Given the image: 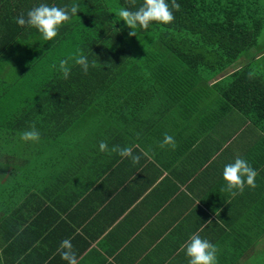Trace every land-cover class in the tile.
Returning <instances> with one entry per match:
<instances>
[{"label":"crops","instance_id":"crops-1","mask_svg":"<svg viewBox=\"0 0 264 264\" xmlns=\"http://www.w3.org/2000/svg\"><path fill=\"white\" fill-rule=\"evenodd\" d=\"M255 1L256 15L264 17ZM22 10L21 0H0V264H67L58 252L64 239L78 264H188L182 246L197 232L217 246V264H247L264 250V163L253 154L256 128L236 111L217 110V118L199 117L189 133H170L165 121L156 123V133L44 130L49 106L42 114L35 87L14 78L21 41L10 49L5 44ZM33 124L40 141H22ZM166 133L175 148L161 147ZM101 141L109 149L133 147L140 162L101 152ZM237 156L258 175L255 188L233 197L221 190L222 172ZM248 237L251 247L235 258Z\"/></svg>","mask_w":264,"mask_h":264},{"label":"trees","instance_id":"trees-1","mask_svg":"<svg viewBox=\"0 0 264 264\" xmlns=\"http://www.w3.org/2000/svg\"><path fill=\"white\" fill-rule=\"evenodd\" d=\"M34 1L21 0V13L41 3L80 6L78 19L62 25L52 41L16 23L15 33L7 34V49L20 40L23 51L18 59L14 54V78L35 87L42 114L49 106L44 130L67 133V127L77 126L82 133H156V123L165 121L172 125L170 133H189L199 117L215 119V111L233 110L260 132L253 154L260 153L264 163V49L251 52L264 20L256 15L258 1L178 0L173 23H152L134 37L115 16L125 0ZM78 50L87 56L89 70L84 74L70 61L65 79L59 61ZM203 97L218 104H205ZM250 241L235 248V258L248 251Z\"/></svg>","mask_w":264,"mask_h":264},{"label":"clouds","instance_id":"clouds-1","mask_svg":"<svg viewBox=\"0 0 264 264\" xmlns=\"http://www.w3.org/2000/svg\"><path fill=\"white\" fill-rule=\"evenodd\" d=\"M125 5L120 6L115 16L116 20L123 21L124 25L130 29L128 33L130 37L137 36V29L141 31L149 29L152 23L161 25L173 23L174 13L180 11L181 7L178 0H142L139 6H137V0H125ZM79 8L78 4L58 7L41 3L39 6L30 9L26 15L21 13L15 18V22L20 27L36 29L45 41H52L57 37L62 25L70 22L72 17L78 19ZM70 61H74L75 65L80 66L84 74H87L90 66L88 58L78 50L75 56H69L59 61V71L65 79L71 73ZM52 67L56 68L57 66L54 63ZM91 67H96V63L93 62ZM249 76L251 77V74ZM40 137L41 134L34 124L20 135L22 141L33 143L39 142ZM165 145H171L172 148L176 147L174 138L167 133L161 147ZM99 148L101 152L116 153L121 157L130 158L133 165L140 162L141 157L133 153V147L114 145L109 149L107 142L101 141ZM144 154L146 155V153ZM257 175V171L246 159L237 156L234 162L225 165L223 169L222 178L225 187L221 190L235 197L242 194L246 186L255 188ZM182 247L188 257V264H217V246L207 239L201 238L199 232L193 233ZM58 252L61 259L66 261L67 264H78L77 254L70 239L61 241Z\"/></svg>","mask_w":264,"mask_h":264},{"label":"rangeland","instance_id":"rangeland-1","mask_svg":"<svg viewBox=\"0 0 264 264\" xmlns=\"http://www.w3.org/2000/svg\"><path fill=\"white\" fill-rule=\"evenodd\" d=\"M260 1H261V5L264 6V0H260ZM262 33L263 34H260L258 36L256 44H255L254 48H252L251 52H255L256 53V52L264 49V28H263ZM251 52L249 51L248 53L250 54ZM262 62H263V66L262 65L261 66L264 67V61L262 60ZM260 64H262V63H260ZM26 81H29V80H23L21 83H24ZM253 258L254 259H252V261H251L252 264H257V263L258 264H262V262L264 261V250H258L256 252V254L253 256Z\"/></svg>","mask_w":264,"mask_h":264}]
</instances>
